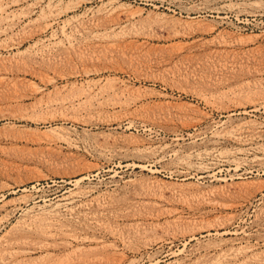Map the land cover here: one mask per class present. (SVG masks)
Returning a JSON list of instances; mask_svg holds the SVG:
<instances>
[{"label": "rangeland", "instance_id": "rangeland-1", "mask_svg": "<svg viewBox=\"0 0 264 264\" xmlns=\"http://www.w3.org/2000/svg\"><path fill=\"white\" fill-rule=\"evenodd\" d=\"M0 264H264V0H0Z\"/></svg>", "mask_w": 264, "mask_h": 264}]
</instances>
